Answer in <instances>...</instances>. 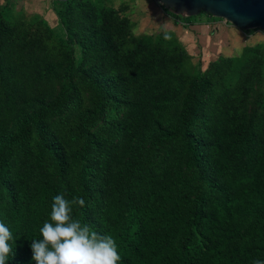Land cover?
I'll use <instances>...</instances> for the list:
<instances>
[{
  "label": "rangeland",
  "instance_id": "374dc122",
  "mask_svg": "<svg viewBox=\"0 0 264 264\" xmlns=\"http://www.w3.org/2000/svg\"><path fill=\"white\" fill-rule=\"evenodd\" d=\"M47 1L50 5V0H0V140L5 141L8 160L5 185L9 181L7 186L16 192L22 185H55L56 195L71 200L78 190L75 153L85 154L101 200L100 206L89 211L101 226L138 174L142 175L139 183L153 177L172 197H190L196 207L214 201L219 183L214 171L226 153L216 147L218 132L228 139L230 132L237 131L239 140L249 131L254 147L264 151L263 32L237 31L241 39L236 54L203 57L185 45L173 24H165L167 15L156 0H71L67 6L54 0L51 12ZM48 12L55 17H46ZM168 20L176 25L177 20ZM99 30L107 44L94 37ZM136 69L141 76L127 83L117 107L110 108L107 102L104 114L93 116L89 91L80 83L82 72L109 86L116 79L136 75ZM69 80L71 96L59 106V87ZM199 83L205 89L203 111L189 132L209 162L205 169L201 163L195 169L188 167L175 130L184 95ZM132 97L146 100L150 119L144 127H133L126 117L125 102ZM37 109L45 114V140H39L34 125L17 134L22 118ZM79 134L77 140L70 139ZM53 156L62 162L61 175L52 165ZM183 208L191 215L190 203L183 202ZM50 214L51 209L47 222H51ZM254 222L255 217L241 220L231 241L254 252V259L242 264L264 261V245L254 234ZM192 237L196 233L190 227L174 243L183 246Z\"/></svg>",
  "mask_w": 264,
  "mask_h": 264
},
{
  "label": "trees",
  "instance_id": "16d2710c",
  "mask_svg": "<svg viewBox=\"0 0 264 264\" xmlns=\"http://www.w3.org/2000/svg\"><path fill=\"white\" fill-rule=\"evenodd\" d=\"M70 1L65 0L62 5L67 6ZM163 12L168 17L181 21L183 26L191 24V17L180 18L164 9ZM200 15L215 20L204 13L197 16ZM105 16L107 17L106 14ZM1 25L0 17V35ZM94 37L99 41L103 38V44L108 42L100 30ZM81 52H84V48H81ZM140 74L138 71L126 80L123 77L116 79L108 86L88 72H82L80 83L89 91L91 114L102 116L107 102L108 107H117L120 99L125 96L127 83H135ZM199 82L205 83L203 79ZM200 83L186 92L183 110L175 118V130L182 139V151L188 157L187 165L194 169L199 163L203 169L209 165L205 154L197 148L189 132L194 119L200 117L203 111L202 95L205 89ZM71 90L70 80L61 84L56 95L59 106L69 100ZM125 114L133 127L146 126L150 117L145 98L132 97L127 100ZM44 115L41 109H37L23 117L17 134H24L34 125L39 140H45L47 130L43 126ZM248 132L240 136L239 140L236 139L237 131L230 132L228 139L221 133H216L218 139L215 140L219 143H216V147L224 148L226 153L221 156L214 171L219 180L214 201L206 206L196 207L190 197L183 200L172 197L165 185L157 184L153 177L145 183H139L142 175L138 174V179L128 187L123 201L112 205L109 216L101 226H98L89 211L100 206V192L90 178V164L84 159L85 154L75 153V162L78 164L76 197L83 198L85 204L83 207L73 206V218L100 235L111 236L116 241L121 257L118 264H242L253 260L254 252H250L245 245L231 244L239 232L240 221L255 217L254 234L259 243L264 245V151L254 147ZM163 134L168 135L167 132ZM79 136L80 134L72 135L70 139L77 140ZM93 145H97V142H93ZM5 148V141L0 140V222L12 233L13 240L9 243L14 250V255L9 257L7 264H36L32 259L30 245L33 239H43L40 229L47 221L56 195V186L44 183H37L33 187L22 185L18 186L16 192L12 186H7L9 181L5 185L3 181L8 167ZM52 165L56 174L61 175L62 162L56 156L52 158ZM114 187L111 186L110 190H114ZM183 202L190 203L191 215L184 210ZM190 227L195 231L196 238L192 237L183 246L174 243L175 238Z\"/></svg>",
  "mask_w": 264,
  "mask_h": 264
},
{
  "label": "clouds",
  "instance_id": "9594fccd",
  "mask_svg": "<svg viewBox=\"0 0 264 264\" xmlns=\"http://www.w3.org/2000/svg\"><path fill=\"white\" fill-rule=\"evenodd\" d=\"M84 204L80 197L68 200L61 194L53 198L51 222L46 221L40 229L43 239H33L30 245L36 264H118L121 257L116 241L73 218V206ZM12 240L11 231L0 222V264H7L14 255L9 243ZM253 264H264V261L257 259Z\"/></svg>",
  "mask_w": 264,
  "mask_h": 264
},
{
  "label": "water",
  "instance_id": "95a60500",
  "mask_svg": "<svg viewBox=\"0 0 264 264\" xmlns=\"http://www.w3.org/2000/svg\"><path fill=\"white\" fill-rule=\"evenodd\" d=\"M65 1V0H59ZM164 10L180 17L204 13L225 20L240 31L264 33V0H156Z\"/></svg>",
  "mask_w": 264,
  "mask_h": 264
},
{
  "label": "crops",
  "instance_id": "0c3cea01",
  "mask_svg": "<svg viewBox=\"0 0 264 264\" xmlns=\"http://www.w3.org/2000/svg\"><path fill=\"white\" fill-rule=\"evenodd\" d=\"M58 1V0H57ZM142 1V0H141ZM54 0H50V5L47 1L46 8L53 7ZM51 12V11H50ZM46 17L53 16L54 13H44ZM165 24L175 26V30L182 36L184 43L194 53L201 54L203 57L234 55L238 51L236 49L238 38L241 36L237 31H240L233 26L222 21L209 20L207 17L197 16L191 20V24L183 26L182 23L176 22V25L169 21L170 17L166 16ZM164 20V21H165Z\"/></svg>",
  "mask_w": 264,
  "mask_h": 264
}]
</instances>
